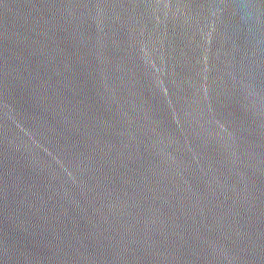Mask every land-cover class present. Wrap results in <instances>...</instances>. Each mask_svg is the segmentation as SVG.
<instances>
[{
    "label": "water",
    "instance_id": "water-1",
    "mask_svg": "<svg viewBox=\"0 0 264 264\" xmlns=\"http://www.w3.org/2000/svg\"><path fill=\"white\" fill-rule=\"evenodd\" d=\"M0 140L91 264H264V0H0Z\"/></svg>",
    "mask_w": 264,
    "mask_h": 264
}]
</instances>
